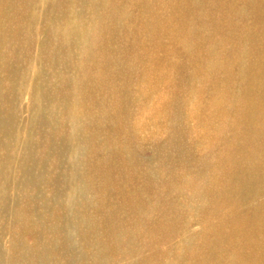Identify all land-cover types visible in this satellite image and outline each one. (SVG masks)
I'll use <instances>...</instances> for the list:
<instances>
[{"label":"bare ground","instance_id":"6f19581e","mask_svg":"<svg viewBox=\"0 0 264 264\" xmlns=\"http://www.w3.org/2000/svg\"><path fill=\"white\" fill-rule=\"evenodd\" d=\"M112 3L60 0L48 7L52 24L36 27L33 0H0V264H152L165 242V235L145 227L138 209L137 180L142 171L137 141L128 135L124 122L126 103L135 94L128 100L126 86L121 81L109 83L104 75L114 73L120 80L124 73L119 40L124 20L120 6ZM146 30L143 41L149 37ZM41 33L34 56L31 48ZM154 41L150 40L151 48ZM206 53L209 60L215 59L212 48ZM32 63L30 115L23 119L17 102ZM159 70L168 74L172 66ZM149 71L145 75H155L158 67ZM262 87L257 89L261 92ZM245 101L243 114L248 117L235 123L246 135L223 138L226 145L236 142L229 160L250 168L251 190L264 159V121H254L259 100ZM143 105L156 110V98ZM169 111L160 109L167 129L174 125ZM220 114L226 115L225 109L212 115L221 120ZM150 121L159 125L156 115ZM257 208L246 209L254 223L259 219ZM206 227L213 239L220 237L218 226ZM260 247L264 245H250V256L240 259L246 264L263 259ZM178 254L165 264H190L185 242Z\"/></svg>","mask_w":264,"mask_h":264},{"label":"rangeland","instance_id":"374dc122","mask_svg":"<svg viewBox=\"0 0 264 264\" xmlns=\"http://www.w3.org/2000/svg\"><path fill=\"white\" fill-rule=\"evenodd\" d=\"M104 1L119 5L124 20L119 30L124 73L120 80L114 73L104 75L109 83L121 81L126 86L128 100L135 94L126 103L124 122L128 135L137 141L142 171L137 180L138 209L143 211L145 227L166 237L152 264L177 259L184 242L190 264H246L240 258L250 256V245H264V159L258 163V190L257 186L250 190V168L229 160L236 153V142L226 145L223 137L246 135L235 122L248 117L243 112L249 97L259 100L254 121H264V87L261 92L257 89L264 85V0ZM53 3L60 0H33L34 26L52 24L47 10ZM146 29L149 37L143 41ZM42 36L35 38L34 56ZM149 39L158 40L156 46L151 48ZM209 47L216 54L213 61L206 53ZM154 66L158 73L145 75ZM168 66H172L168 74L159 70L169 71ZM34 68L32 63L25 75L27 87L17 102L23 119L30 115ZM155 98L157 109L150 111L143 103ZM162 108L170 110L174 125L169 129L163 124ZM224 109L223 120L212 115ZM155 115L158 126L150 121ZM250 205L258 206L256 223L247 213ZM239 211L246 212L239 215ZM215 225L220 237L213 239L206 226ZM254 264H264V258Z\"/></svg>","mask_w":264,"mask_h":264}]
</instances>
